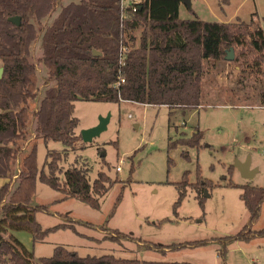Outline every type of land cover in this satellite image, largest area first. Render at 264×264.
Instances as JSON below:
<instances>
[{"label": "rangeland", "instance_id": "1", "mask_svg": "<svg viewBox=\"0 0 264 264\" xmlns=\"http://www.w3.org/2000/svg\"><path fill=\"white\" fill-rule=\"evenodd\" d=\"M70 1L76 0H60L45 21L51 22ZM193 13L208 22L230 18L249 22L253 16L255 23L264 25V0H192L191 7L181 4L182 18H193ZM40 37L30 56L37 63L41 86L32 108L45 86L55 84L53 79L45 83L47 68L40 60ZM237 46L240 49H236L234 60L220 56L203 59L201 104L195 109L79 99L74 115L80 121L76 133L81 135L79 144L83 148L72 150L61 141L31 138L23 154L36 141L40 169L48 150L56 149L68 152L62 161L64 168L78 163L89 167L91 180L100 170L119 178L101 198L100 208L76 197H65L38 180L32 204L46 209L37 211V220L44 228L67 223L75 230L52 231L40 242L28 239L32 236L28 231L12 230L34 251V260L51 256L56 246L63 245L82 256L114 254L148 261L264 264V235L229 242L220 239L237 235L250 224L248 208L241 198L242 187L237 185L264 186V101L258 99L264 84L262 80L256 82L245 62L251 55L249 45ZM236 52H241L240 60ZM102 117H108L107 127L85 141L82 131L98 124ZM244 162L250 164L249 178L238 166ZM18 167L16 164L17 173ZM185 172L190 183H195L201 173L214 185L205 187L200 197L188 185L176 214V183L183 180ZM18 182L13 179L10 192ZM119 194L122 198L118 202ZM263 228L264 202L248 229ZM114 233L119 237L111 238ZM202 239L209 241L166 252L154 247Z\"/></svg>", "mask_w": 264, "mask_h": 264}, {"label": "trees", "instance_id": "2", "mask_svg": "<svg viewBox=\"0 0 264 264\" xmlns=\"http://www.w3.org/2000/svg\"><path fill=\"white\" fill-rule=\"evenodd\" d=\"M59 1L0 0V67H4L0 77V177L9 179L0 189V264H196L114 254L82 256L63 245L56 246L51 256L34 260V251L12 230L28 231L34 242L44 241L50 232L61 228L75 230L73 224L67 223L44 228L37 220V211L46 209L32 204L38 180L63 192L65 197H76L100 208L101 198L119 178L100 170L91 180L89 167L78 163L64 168L62 161L68 152L56 149L48 150L40 169L36 141L29 151H23L33 136L61 141L72 150L83 148L79 144L81 135L76 133L80 121L74 115L79 99L133 101L183 109L199 107L203 59L225 58L231 46L243 42L239 34L253 24L251 46L264 52V28L253 19L240 21L243 28L235 29L232 23L208 22L196 13L193 18H182V0H126L124 5L122 0H76L63 5L59 14L46 22ZM17 15L21 17L20 24L9 20ZM40 35V60L47 68L45 83L53 79L55 84L45 86L32 108L41 86L37 63L30 56ZM122 77L125 80L120 82ZM14 178L19 182L10 192ZM211 183L201 173L195 183H190L185 172L183 180L176 183L179 196L174 212L178 213L188 185L200 197L205 187L214 185ZM237 186L242 187L241 198L251 224L260 214L264 186ZM121 198L119 194L118 202ZM250 224L237 235L220 239L229 242L233 238L264 235V228L252 231L248 229ZM118 237L116 233L111 235ZM208 241L160 243L154 247L166 252L205 245Z\"/></svg>", "mask_w": 264, "mask_h": 264}, {"label": "crops", "instance_id": "3", "mask_svg": "<svg viewBox=\"0 0 264 264\" xmlns=\"http://www.w3.org/2000/svg\"><path fill=\"white\" fill-rule=\"evenodd\" d=\"M192 1V0H191ZM252 19H254V17L252 16ZM241 20V19H240ZM240 20H238L237 18L234 19V18H230V19H227V20H222V21H214V22H224V23H232L235 26V29H242L243 27H241L242 25H239L241 22ZM244 21V20H243ZM238 24V25H237ZM263 28H264V25H261ZM255 30V26L254 27H250L247 28V30L244 32H241L239 34V37L240 39H243V42L242 43H238L233 46L235 51L236 49L239 51L240 47L237 46L238 44L243 46L245 45L246 43L249 45L248 48H250L251 50V55L250 56V59L248 61H245L246 64L249 66L250 68V71L252 72V74L255 75L256 77V82H257V79L258 81L259 80H262V83L264 84V52H261V51H258L256 48L252 47L251 46V43H252V31L254 32ZM243 44V45H242ZM237 53V52H236ZM241 52L237 53V56H236V59L240 60V58H242V55L240 54ZM260 93H258V99L259 100H263L264 101V85L262 87V89L259 91ZM124 102V101H123ZM9 179L8 178H4V177H0V189L1 187L8 181ZM12 188H13V184H12ZM255 230H259V229H254ZM13 233V232H12ZM15 236H17L16 232L13 233ZM258 235V234H257ZM257 235H253V236H257ZM252 236V237H253ZM18 237V236H17ZM19 238V237H18ZM28 239H32L33 240V237L29 235ZM23 242V241H22ZM24 243V242H23ZM25 244V243H24ZM28 247V246H27Z\"/></svg>", "mask_w": 264, "mask_h": 264}, {"label": "water", "instance_id": "4", "mask_svg": "<svg viewBox=\"0 0 264 264\" xmlns=\"http://www.w3.org/2000/svg\"><path fill=\"white\" fill-rule=\"evenodd\" d=\"M183 3L188 5L189 7L192 6V1L191 0H182ZM9 20L12 21L15 24H20L21 22V17L19 15L17 16H11L9 17ZM95 53H99L98 51H95ZM225 58L227 60H234L235 59V49L233 46H231L226 53ZM4 72V67H0V77H2ZM107 121L108 117H102L101 120L99 121L98 124L86 128L82 131V137L85 141H91L95 136H98L106 127H107ZM250 164L248 162L244 163H238V166L240 169L243 171L245 177L249 178V172H252L250 170Z\"/></svg>", "mask_w": 264, "mask_h": 264}, {"label": "built area", "instance_id": "5", "mask_svg": "<svg viewBox=\"0 0 264 264\" xmlns=\"http://www.w3.org/2000/svg\"><path fill=\"white\" fill-rule=\"evenodd\" d=\"M125 1H126V0H122L123 5H124ZM134 9H135V7H134ZM125 49H126V48L124 47V48L122 49V51H121V59H120V61H121L122 63H124L123 60H124V51H125ZM124 80H125V79L122 77L121 80H120V82H121V81L123 82ZM120 82H118V83H120ZM120 169H121V166L118 165V166H117V170H120Z\"/></svg>", "mask_w": 264, "mask_h": 264}]
</instances>
